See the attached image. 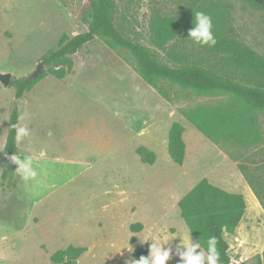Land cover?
<instances>
[{
    "label": "rangeland",
    "instance_id": "rangeland-1",
    "mask_svg": "<svg viewBox=\"0 0 264 264\" xmlns=\"http://www.w3.org/2000/svg\"><path fill=\"white\" fill-rule=\"evenodd\" d=\"M185 1L190 0H167L166 7L178 11ZM153 2L120 4L125 32L149 47ZM88 8L89 0H0V72L29 78L62 35L87 30L82 16ZM232 16L245 43L264 54V20L238 5ZM151 49L166 62L165 51ZM71 59L68 75L56 79L48 74L21 99L15 98L13 86L0 84V264H51L50 256L68 246L85 249L76 264H125L135 259L131 237L137 245L148 244L149 254L154 242L170 249L166 264H183V237L187 234L195 242L179 216L178 201L202 179L214 186L234 180L229 174L236 163L224 166L221 152L253 158L258 152L254 149L264 142V114L255 115L251 137L216 134L218 145L212 144L180 110L223 106L226 96H197L160 82L158 89L168 102L98 38ZM159 97L165 101L166 115L186 129L183 167L168 156L164 124L157 128ZM14 109L30 132L16 143V154L33 158L39 173L35 181H22L15 166L8 170L6 164L4 145ZM139 125L152 133L139 137L143 141L165 139V145L153 147L154 166L140 162L134 150L141 146L140 139L126 134ZM236 188L229 193L242 194L246 210L234 233L224 239L232 262L255 264L264 250V212ZM135 223L143 229L132 234Z\"/></svg>",
    "mask_w": 264,
    "mask_h": 264
},
{
    "label": "trees",
    "instance_id": "trees-1",
    "mask_svg": "<svg viewBox=\"0 0 264 264\" xmlns=\"http://www.w3.org/2000/svg\"><path fill=\"white\" fill-rule=\"evenodd\" d=\"M131 0H89V8L82 16L87 30L68 37L62 35L57 48L49 50L41 59L47 67L37 78H12L9 86L15 89V98L21 99L25 92L48 74L62 79L73 68L72 56L94 39H100L108 49L125 62L144 83L157 90L168 102L164 91L158 89L160 82L189 90L202 97H227L225 105H198L189 110H180L181 115L207 139L218 145L217 135L251 137L255 115L264 114V54L247 45L233 24V11L238 5L242 10L257 14L264 20V0H190L178 11L167 9V0H154L150 9L148 44L165 51V60L157 58L151 47L128 35L122 26L125 17L120 4ZM200 11L212 18L213 34L217 43L213 47L200 46L187 40L193 27L194 13ZM19 114L14 109L10 115L4 145L5 155L17 153L14 130ZM184 128L173 122L168 131L167 153L171 161L182 166L185 158ZM264 150V149H263ZM262 152V148L259 150ZM231 157L228 152L223 151ZM140 162L153 165L155 154L144 146L135 149ZM232 158V157H231ZM240 159V158H234ZM237 168L244 176L255 198L264 211V162L254 170L260 172L254 178L243 162ZM9 186L14 184L9 183ZM13 188V187H12ZM179 216L195 243L207 254V239L215 236L219 264H231L229 245L225 234H233L241 222L246 203L239 193L226 192L207 179L200 180L177 203ZM142 224L130 226L132 234L139 233ZM132 257L149 256L148 244L137 245L131 237ZM85 252L84 248L68 246L50 256L51 264H76ZM255 264H264V250L255 257ZM236 264H246L245 261Z\"/></svg>",
    "mask_w": 264,
    "mask_h": 264
},
{
    "label": "clouds",
    "instance_id": "clouds-1",
    "mask_svg": "<svg viewBox=\"0 0 264 264\" xmlns=\"http://www.w3.org/2000/svg\"><path fill=\"white\" fill-rule=\"evenodd\" d=\"M187 40L200 46L213 47L217 40L213 34L212 18L204 12L197 11L194 13L193 27L188 31ZM19 121H23V116L18 117V123L11 125L14 130V140L16 143H22L30 132L26 126H23ZM8 159H11L12 165L15 166L14 173L24 182L35 181L38 178L37 166L31 156L21 157L13 153ZM148 238H145L147 240ZM167 240V237H163ZM183 246L186 251L182 253L181 260L183 264H219V253L217 250V239L215 236H210L207 239V247L204 252L197 253V249L201 247L200 243H192L186 234L183 237ZM131 251V249H129ZM170 249H163L157 243L150 245V255L147 257L141 256L138 260L125 261V264H166L170 258Z\"/></svg>",
    "mask_w": 264,
    "mask_h": 264
},
{
    "label": "crops",
    "instance_id": "crops-1",
    "mask_svg": "<svg viewBox=\"0 0 264 264\" xmlns=\"http://www.w3.org/2000/svg\"><path fill=\"white\" fill-rule=\"evenodd\" d=\"M161 101H159V106H158V117H157V123H158V127L157 128H160L162 127V125L164 124L163 126V131H164V135L165 137L167 136V141H168V131L172 125L173 122L175 121H172L170 116H167L166 115V112L167 111V107L165 105V101L159 97ZM161 110L163 111L161 113ZM160 114H162L160 116ZM183 117V116H182ZM184 118V117H183ZM185 119V118H184ZM167 120V122H166ZM186 120V119H185ZM187 121V120H186ZM180 123V122H179ZM188 124H190L188 121H187ZM181 124V123H180ZM182 125V124H181ZM185 125V124H184ZM191 125V124H190ZM142 125H139V126H136V127H132L130 129V131H128L126 134H129V137H132L133 138H139V137H144L146 135H151L152 133L150 132H147L148 129H145V128H141ZM183 126V125H182ZM193 126V125H191ZM194 127V126H193ZM184 128V132H183V136L186 132V129L185 127L183 126ZM195 128V127H194ZM155 129V127H154ZM196 129V128H195ZM197 130V129H196ZM198 131V130H197ZM199 132V131H198ZM202 134V133H201ZM203 135V134H202ZM204 136V135H203ZM205 137V136H204ZM206 138V137H205ZM140 139V138H139ZM209 140V139H208ZM184 141V139H183ZM210 141V140H209ZM185 142V141H184ZM212 142V141H210ZM140 145L141 146H144L146 147L148 150L152 151L155 156H156V160H157V155L155 153V148H153L154 146L157 147L159 145H165V139L163 142H161L158 138H154L152 140V143L149 142V137L147 139H145L144 141L142 139H140L139 141ZM167 144V143H166ZM212 144H214L212 142ZM214 148L218 151V152H221L217 149L216 146H214ZM262 148V151H264V142H262L257 148H255L254 150H258V152L254 155L253 158L251 157H246L245 159L241 158V159H234V158H231L229 157L228 155H226L224 152H221L223 154V157H222V160L224 161V166H225V163L226 164H230L232 165L233 162L236 163L234 164L235 166V171H233L232 173L230 172L229 175H231V177L234 179V180H230L229 182H227L225 185H218L216 187H226L224 191L226 192H230V191H234L236 187L240 188L241 191H245V193L247 194L248 198L253 202V205L257 204L261 207V205L259 204V202L257 201V199L255 198L251 188L249 187L247 181L245 180L244 176L240 173V171L238 170L237 168V164L240 163V162H243L245 164V166L247 167V171L250 173V175L254 178H258V177H261L260 176V172H256V170H254L257 166H260L263 162H264V152L261 153V151H259L260 149ZM136 149V148H135ZM134 149V150H135ZM133 150V151H134ZM185 160H186V157L184 158V161H183V165L182 166H179V167H183L185 165ZM157 163V161H155V163L151 166H154L155 164ZM237 189V188H236ZM240 194V193H239ZM242 195V194H241ZM243 196V195H242ZM244 198V197H243ZM245 200V198H244ZM246 203V202H245ZM262 209V208H261ZM264 212V211H263Z\"/></svg>",
    "mask_w": 264,
    "mask_h": 264
},
{
    "label": "water",
    "instance_id": "water-1",
    "mask_svg": "<svg viewBox=\"0 0 264 264\" xmlns=\"http://www.w3.org/2000/svg\"><path fill=\"white\" fill-rule=\"evenodd\" d=\"M45 69V66L40 63L36 69V71L29 77V80L37 78ZM12 80V75L10 73H3L0 72V84L6 88L9 86L10 81ZM19 106V102L17 101L16 107ZM10 155H6V164L8 167V170H12L14 168V165H12L11 159H8ZM232 264H236V262H232Z\"/></svg>",
    "mask_w": 264,
    "mask_h": 264
}]
</instances>
